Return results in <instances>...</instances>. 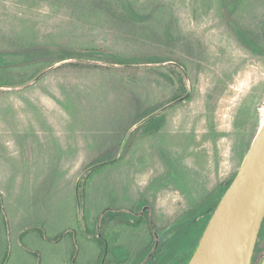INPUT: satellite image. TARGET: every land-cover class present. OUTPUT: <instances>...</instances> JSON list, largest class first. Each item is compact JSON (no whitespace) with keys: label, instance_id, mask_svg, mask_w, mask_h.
Returning a JSON list of instances; mask_svg holds the SVG:
<instances>
[{"label":"rangeland","instance_id":"obj_1","mask_svg":"<svg viewBox=\"0 0 264 264\" xmlns=\"http://www.w3.org/2000/svg\"><path fill=\"white\" fill-rule=\"evenodd\" d=\"M263 124L264 0H0L1 263L98 264L141 202L211 217Z\"/></svg>","mask_w":264,"mask_h":264},{"label":"water","instance_id":"obj_2","mask_svg":"<svg viewBox=\"0 0 264 264\" xmlns=\"http://www.w3.org/2000/svg\"><path fill=\"white\" fill-rule=\"evenodd\" d=\"M176 66L184 71L179 64ZM184 74L187 78L185 71ZM190 93L189 90L176 104L186 100ZM154 116L144 119L139 125ZM263 222L264 124L235 179L217 205L189 264H253ZM260 264H264V258Z\"/></svg>","mask_w":264,"mask_h":264},{"label":"flooded vegetation","instance_id":"obj_3","mask_svg":"<svg viewBox=\"0 0 264 264\" xmlns=\"http://www.w3.org/2000/svg\"><path fill=\"white\" fill-rule=\"evenodd\" d=\"M138 207L140 211L124 210L123 214H127L128 219L121 222V225L129 231L124 235L108 230L111 221L122 213L113 210V215L108 216L107 223L104 221L107 212L103 213L101 224L99 223L101 225L99 235L95 237L100 247L98 264H189L208 223L200 238L197 237V227L203 225L209 215L205 213L201 218L191 219L187 223L175 220L161 229L159 221L162 219L158 215L154 221L151 205L141 202ZM105 228L107 237L103 233ZM88 237L90 238L89 235ZM257 254L259 260L257 264H260L264 258V222L254 260Z\"/></svg>","mask_w":264,"mask_h":264},{"label":"trees","instance_id":"obj_4","mask_svg":"<svg viewBox=\"0 0 264 264\" xmlns=\"http://www.w3.org/2000/svg\"><path fill=\"white\" fill-rule=\"evenodd\" d=\"M241 4H242V0H241ZM40 66L39 65H35V67H33L34 69H35V74H39V73H41L42 71H44L45 69H47L46 67H44V68H42V69H40L39 68ZM10 70H12V69H10ZM19 85H23V84H20V83H18V81L17 80H15L14 82H13V84H11V85H5V86H19ZM102 165H104V164H102ZM99 166V165H98ZM97 166V167H98ZM96 167V166H95ZM235 179V178H234ZM233 179V180H234ZM233 180L228 184V186L226 187V190H225V192L227 191V189L230 187V185L232 184V182H233ZM220 202V201H219ZM219 204V203H218ZM217 208V207H216ZM108 215H110V216H112L113 215V213L112 212H109L108 213ZM101 216V215H100ZM99 216V217H100ZM1 217H2V215H1ZM3 217L5 218V226L7 227V219H6V215H3ZM99 217H96V219H93V220H91L90 221V223L91 222H94L95 224H96V222H97V218H99ZM112 218V217H111ZM211 219V217L210 216H208L207 217V219H205V221H204V224L203 225H201V226H199V227H197V237L198 238H200V236L202 235V233H203V231H204V228L206 227V224L207 223H209V220ZM90 227L91 226H89V229H90ZM95 231V228L93 227V229L91 228V231ZM6 231H7V233L9 232V230H7V228H6ZM94 233V232H93ZM90 233L88 232V235H89ZM90 236V235H89ZM96 236V238H97V235H95ZM7 256H8V253L6 254ZM5 257V260L1 263V261H0V264H6L7 263V261H8V257ZM258 254H257V256L255 257V260H254V264H257L258 263ZM112 262V261H111Z\"/></svg>","mask_w":264,"mask_h":264}]
</instances>
